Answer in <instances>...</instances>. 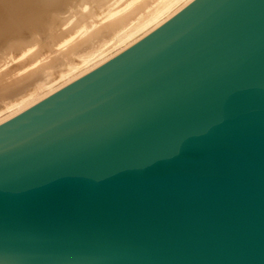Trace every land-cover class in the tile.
I'll return each mask as SVG.
<instances>
[{"label": "water", "instance_id": "obj_1", "mask_svg": "<svg viewBox=\"0 0 264 264\" xmlns=\"http://www.w3.org/2000/svg\"><path fill=\"white\" fill-rule=\"evenodd\" d=\"M0 264H264V0H194L1 122Z\"/></svg>", "mask_w": 264, "mask_h": 264}, {"label": "bare ground", "instance_id": "obj_2", "mask_svg": "<svg viewBox=\"0 0 264 264\" xmlns=\"http://www.w3.org/2000/svg\"><path fill=\"white\" fill-rule=\"evenodd\" d=\"M194 0H0V123L108 63Z\"/></svg>", "mask_w": 264, "mask_h": 264}]
</instances>
